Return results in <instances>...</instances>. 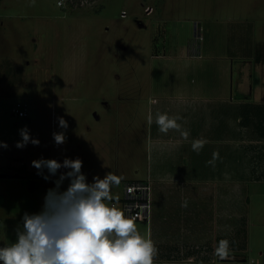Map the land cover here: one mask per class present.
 I'll use <instances>...</instances> for the list:
<instances>
[{"label":"rangeland","instance_id":"374dc122","mask_svg":"<svg viewBox=\"0 0 264 264\" xmlns=\"http://www.w3.org/2000/svg\"><path fill=\"white\" fill-rule=\"evenodd\" d=\"M73 3L0 0V141L8 145L0 148V177L16 172L35 179L0 178V241L5 246L15 241L23 215L38 213L43 195L54 187L40 175L33 178L38 175L34 160L79 158L89 183L109 172L122 177L110 190L109 201L122 209L126 184L146 177L143 149L149 98L156 95L152 87L180 81L177 75L185 68L189 70L183 81L189 85L214 83V88L206 89L209 93L200 94L202 98L216 96L219 83L229 86L234 98L240 81L264 85V0ZM192 48L198 56L188 58ZM162 52L169 59H154V53ZM251 103L254 114L264 121V103L257 98ZM19 107L28 118L15 117ZM60 118L67 122L66 129L60 127ZM257 123L256 119L253 125ZM24 127L39 139L38 146L16 147ZM258 129L262 134L264 125ZM58 132L66 136L62 145L53 139ZM238 139H232V149L239 147ZM237 150L232 163L240 169L243 161ZM231 186L234 196L243 187L249 202L247 209L236 210L244 219L231 230L228 255L216 246L202 247L205 227L188 223L165 233L195 247L164 251L168 255H156L154 264H241L245 259L247 264H264V182ZM135 224L149 238L148 226Z\"/></svg>","mask_w":264,"mask_h":264},{"label":"crops","instance_id":"0c3cea01","mask_svg":"<svg viewBox=\"0 0 264 264\" xmlns=\"http://www.w3.org/2000/svg\"><path fill=\"white\" fill-rule=\"evenodd\" d=\"M154 54V59H169L164 52ZM193 54H197L194 48L188 58L198 56ZM185 70L189 68L181 69V75H177L180 81L164 82L163 88L152 87V93L156 95L152 94L148 104L149 130L143 149L146 177L140 181L152 188V218L150 225H144L148 226L149 238L154 241L158 256L168 255L175 249L180 252L181 247H195L182 241L178 235L172 237L165 233L172 229L178 231L181 225L188 223L193 227H205L206 235L202 242L208 244L211 240L213 243L211 247L205 244L202 247H219L220 240H228L230 245L233 239L231 230H237L244 219L238 211H243L244 207L247 209L249 202L244 188L241 187L239 196L240 192L236 193L237 197L232 194L231 184L264 182V131L258 134V127L264 125V121L258 119L255 109L248 105L254 98L264 103V85L255 82L248 86L240 81L234 98L230 96L229 86L227 88L219 83L216 96L202 98L200 94L214 88V83L189 85L186 80L183 81ZM260 106L262 108L263 105ZM248 108L251 109L246 114ZM158 113L176 118V127L161 131L155 119ZM256 119L258 123L253 125ZM233 138H239L238 150L236 147L232 149ZM236 150L241 153L239 157L243 161L240 169L232 163ZM3 175L28 180V176L16 172ZM17 175L19 178H16ZM45 195L41 199V208ZM233 199L235 201L232 202ZM198 228L193 229L194 232L199 231ZM247 262L248 259H245L241 264Z\"/></svg>","mask_w":264,"mask_h":264},{"label":"clouds","instance_id":"9594fccd","mask_svg":"<svg viewBox=\"0 0 264 264\" xmlns=\"http://www.w3.org/2000/svg\"><path fill=\"white\" fill-rule=\"evenodd\" d=\"M155 119L161 131L176 127V118L166 113ZM59 125L68 127L63 118ZM19 135L18 149L40 144L27 127ZM53 139L62 145L66 136L53 133ZM0 148L7 149V143L0 141ZM32 166L54 187L47 190L38 213L23 215L15 241L0 244V264H154L158 251L154 241L140 233L124 210L109 203L110 190L122 177L109 172L89 183L79 158L62 162L40 158ZM217 251L227 256L229 241H220Z\"/></svg>","mask_w":264,"mask_h":264},{"label":"built area","instance_id":"2783aa9c","mask_svg":"<svg viewBox=\"0 0 264 264\" xmlns=\"http://www.w3.org/2000/svg\"><path fill=\"white\" fill-rule=\"evenodd\" d=\"M65 1L74 4L73 1L75 0ZM59 5L62 6L63 3H60ZM147 12L151 14L152 9H148ZM122 16L126 17V14L123 13ZM14 115L19 119L28 118L27 111L20 107L15 111ZM151 192V185L144 181H130L126 184L124 197L121 200L120 206L122 207V210L125 211L126 215L133 218L134 222L150 225L152 218ZM111 205L118 208L116 203H112Z\"/></svg>","mask_w":264,"mask_h":264},{"label":"trees","instance_id":"16d2710c","mask_svg":"<svg viewBox=\"0 0 264 264\" xmlns=\"http://www.w3.org/2000/svg\"><path fill=\"white\" fill-rule=\"evenodd\" d=\"M72 6H73V5H72ZM30 177H31V176H30ZM30 177L28 176V180H30V181H31V180H35V179H31ZM32 177H33V175H32ZM33 178H36V179H37V178H39V175H37V177H33Z\"/></svg>","mask_w":264,"mask_h":264},{"label":"water","instance_id":"95a60500","mask_svg":"<svg viewBox=\"0 0 264 264\" xmlns=\"http://www.w3.org/2000/svg\"><path fill=\"white\" fill-rule=\"evenodd\" d=\"M141 27H143V25H141ZM1 178L2 179L6 178V175H2ZM16 178H19V176L17 175Z\"/></svg>","mask_w":264,"mask_h":264},{"label":"flooded vegetation","instance_id":"af4514ba","mask_svg":"<svg viewBox=\"0 0 264 264\" xmlns=\"http://www.w3.org/2000/svg\"><path fill=\"white\" fill-rule=\"evenodd\" d=\"M230 257H231V256H230ZM230 257H229V258H230ZM227 260H228V259H226V260H224V261H227Z\"/></svg>","mask_w":264,"mask_h":264}]
</instances>
